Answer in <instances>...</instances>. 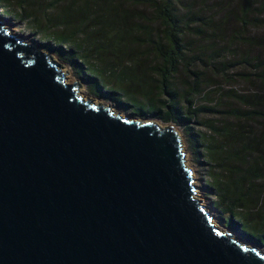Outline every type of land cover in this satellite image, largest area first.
I'll return each mask as SVG.
<instances>
[{"label":"water","instance_id":"1","mask_svg":"<svg viewBox=\"0 0 264 264\" xmlns=\"http://www.w3.org/2000/svg\"><path fill=\"white\" fill-rule=\"evenodd\" d=\"M0 20V264H264L212 222L173 124L116 114Z\"/></svg>","mask_w":264,"mask_h":264},{"label":"trees","instance_id":"2","mask_svg":"<svg viewBox=\"0 0 264 264\" xmlns=\"http://www.w3.org/2000/svg\"><path fill=\"white\" fill-rule=\"evenodd\" d=\"M125 2L148 4L153 12L151 16H136L140 15L139 11ZM177 3L178 0H0V9L5 15L21 18L29 23L30 30L42 35L44 46L54 50L86 79L90 93L115 101L120 107L129 103L135 114L159 117L183 126L197 161L206 163L204 158L209 157L220 162L224 155L233 160L232 164L240 163L243 169L236 173L233 183L213 178L205 184L217 196L216 207L222 218L229 213L233 218L230 222L239 226L241 220L236 218L239 213L235 211L258 212L264 208L261 183L264 180V124L258 132L247 131L242 124L234 129L228 122L216 129L214 137L217 138H213L217 144L210 146L204 135L190 126L192 115L212 108L195 104L194 91L200 83L185 91L183 97L170 85L173 76L181 68L187 69L191 59L199 55H189L192 43L186 40V35L194 29L202 32L200 26H194L199 21L189 23L188 12L179 13ZM151 55L155 58L154 87L161 93L155 98L151 97L152 87L150 90L148 85L141 84L138 89L141 76L136 72ZM136 90L147 95L149 101L134 100ZM163 94L166 97L160 105L156 98ZM236 113L239 120L246 115L241 110ZM260 114L264 118V112ZM253 150L260 153L256 161L249 163ZM255 233L263 235L264 230Z\"/></svg>","mask_w":264,"mask_h":264},{"label":"rangeland","instance_id":"3","mask_svg":"<svg viewBox=\"0 0 264 264\" xmlns=\"http://www.w3.org/2000/svg\"><path fill=\"white\" fill-rule=\"evenodd\" d=\"M125 4L131 9L136 8L140 14L136 16L139 17L151 16L153 12L148 4L138 5L133 2H125ZM177 7L180 14L188 12L189 23L199 21L194 26H200L199 30L202 32L194 29L186 35V40L192 43L188 49L189 55H199L191 59L187 69L185 66L173 76L170 85L180 93V97H183L185 91L200 83L196 87L199 91H194L195 104L212 108L203 109L204 111L201 109L196 115H192L190 126L204 135L203 138L209 146L217 144V139H214L217 138L214 137V133L218 132L216 129L228 122L234 129H239V125L242 124L243 129L247 131L259 132L264 124V118L260 114L264 112V0H178ZM0 20L34 50L48 53L60 67H63L61 70L65 73L66 81L79 84L78 93L85 98L109 106L116 114L128 115L142 121H153L163 127L173 124L182 138L186 160L195 178L197 196L215 216L216 223L224 230L229 232L232 230L235 237L242 242L264 250V234L255 233L259 229L264 230V208L262 207L258 212L244 209L235 211L241 215V217L236 215V218L241 220L238 226L236 222H230L233 218L229 213L225 215V219L222 218V213L216 207L217 196L205 185L214 180L213 178L233 183L232 179L238 176L236 173L243 169L239 167L240 163L232 164L233 160L225 158L224 155H221L220 162L211 161L209 157L204 158L206 163L202 160L197 161L194 152L189 148L183 126L174 121H163L159 117L135 114L129 103L120 107L115 101L90 93L86 79L54 50L47 49L42 35L30 30L29 23L21 18L5 15L1 9ZM153 25L155 28L158 26L157 23ZM154 64V55L148 56L145 65L136 72L140 74L139 77L141 76L138 79V86L145 84L150 90L152 87L154 91L151 90V97L155 98L161 93L154 87L153 79L156 78L152 69ZM140 88L141 86L138 87ZM133 96L134 100L140 103L149 101V97L138 90L134 91ZM165 97L166 95L163 94L156 98L158 104L161 105ZM236 110L246 112V115L243 114L239 120ZM259 153L253 150L250 153L249 163L256 161ZM242 162H246V159ZM261 183L264 188V180Z\"/></svg>","mask_w":264,"mask_h":264},{"label":"bare ground","instance_id":"4","mask_svg":"<svg viewBox=\"0 0 264 264\" xmlns=\"http://www.w3.org/2000/svg\"><path fill=\"white\" fill-rule=\"evenodd\" d=\"M6 28H8V26L6 25ZM9 30L8 31H10L11 29L10 28H8ZM20 40H22V42H24V43H27V42H25L23 39H21L20 38ZM28 44V43H27ZM29 45V44H28ZM63 72V71H62ZM63 74L65 75V73L63 72ZM66 80V79H65ZM67 82V81H66ZM68 83V82H67ZM69 84H71V83H69ZM78 89V88H77ZM206 206V205H205ZM207 207V206H206ZM209 211V210H208ZM210 212V211H209ZM210 216H212V222L213 223H215L217 226H219L217 223H216V220H215V216L210 212ZM220 227V226H219Z\"/></svg>","mask_w":264,"mask_h":264}]
</instances>
